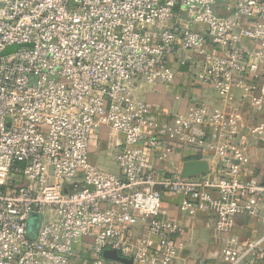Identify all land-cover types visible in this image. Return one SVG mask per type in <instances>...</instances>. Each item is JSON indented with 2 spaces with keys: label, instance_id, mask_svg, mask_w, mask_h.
Returning <instances> with one entry per match:
<instances>
[{
  "label": "built area",
  "instance_id": "built-area-1",
  "mask_svg": "<svg viewBox=\"0 0 264 264\" xmlns=\"http://www.w3.org/2000/svg\"><path fill=\"white\" fill-rule=\"evenodd\" d=\"M180 51L200 56L188 71L222 104L191 107L167 125L135 88L174 82ZM237 90L264 111V0H0V264H83L87 237L90 264H124L106 249L131 264H174L183 225L160 216L165 193L181 195L190 216L214 219L220 258L196 264H264V234L243 249L227 236L238 214L264 223V184L241 176L249 138L264 143V119L246 118ZM98 124L125 135L117 173L90 160ZM197 126L210 128L217 166L190 177L144 166L139 142L167 156L169 138L196 145Z\"/></svg>",
  "mask_w": 264,
  "mask_h": 264
},
{
  "label": "crops",
  "instance_id": "crops-1",
  "mask_svg": "<svg viewBox=\"0 0 264 264\" xmlns=\"http://www.w3.org/2000/svg\"><path fill=\"white\" fill-rule=\"evenodd\" d=\"M248 23L247 18H240L242 26H247ZM195 28L199 27L195 26ZM199 57L192 52L180 51L172 58V67L176 73L174 82L143 83L135 88V93L140 98L161 112V119L167 125L173 124L175 114H183L191 107L207 105L216 108L222 104L220 94L213 87L193 80L188 71V63ZM236 93L241 98V100H237V103L241 105L242 112L250 122L264 119V111H257L252 105V94L243 90H237ZM197 129L202 130L203 136L194 146H185L178 139L169 138L173 151L167 156L162 154L161 149L151 147L147 139L139 142V145L144 149V166L159 172H167L174 167L183 170L184 164L192 160H206L209 163V169L217 166L221 162V158L215 149L209 147V142L212 139L210 128L197 126ZM124 141L123 133L113 130L106 124H98L90 134L91 162L100 169L117 173L116 153ZM248 141L245 159L241 162V176L262 182L264 179V143L252 137ZM81 181L79 182L82 184ZM182 199L181 195L165 193L160 212L161 217L178 221L183 225L179 240L184 243V247L180 250L174 264H196L200 258L217 263L223 242L214 236V219L207 215L190 216L180 207ZM259 207L264 214V197L259 202ZM141 230H143V225L136 228L137 232ZM263 234L264 223L261 217L238 214L235 217L232 232L227 236L235 237L238 240V247L243 249L250 240L259 238ZM93 242L94 238L87 237L79 244L83 264H90L95 257L92 250Z\"/></svg>",
  "mask_w": 264,
  "mask_h": 264
},
{
  "label": "water",
  "instance_id": "water-1",
  "mask_svg": "<svg viewBox=\"0 0 264 264\" xmlns=\"http://www.w3.org/2000/svg\"><path fill=\"white\" fill-rule=\"evenodd\" d=\"M208 170H209V163L206 160H192L184 164L183 175L186 177H190L197 174H203ZM262 183L264 184V179ZM40 219L41 217L39 215H34L30 218L29 227H28V235L30 239H35L38 236ZM103 256L108 260H112L124 264H131L133 262L132 259H127L121 256L114 249L104 250Z\"/></svg>",
  "mask_w": 264,
  "mask_h": 264
},
{
  "label": "rangeland",
  "instance_id": "rangeland-1",
  "mask_svg": "<svg viewBox=\"0 0 264 264\" xmlns=\"http://www.w3.org/2000/svg\"><path fill=\"white\" fill-rule=\"evenodd\" d=\"M19 48V46L18 45H10V46H8L6 49H5V51H4V53L5 54H10V53H12V52H15L17 49Z\"/></svg>",
  "mask_w": 264,
  "mask_h": 264
}]
</instances>
